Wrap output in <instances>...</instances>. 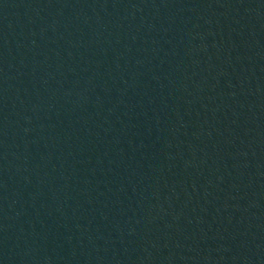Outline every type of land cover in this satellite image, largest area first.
Here are the masks:
<instances>
[{
    "label": "water",
    "instance_id": "1",
    "mask_svg": "<svg viewBox=\"0 0 264 264\" xmlns=\"http://www.w3.org/2000/svg\"><path fill=\"white\" fill-rule=\"evenodd\" d=\"M0 264H264V0H0Z\"/></svg>",
    "mask_w": 264,
    "mask_h": 264
}]
</instances>
